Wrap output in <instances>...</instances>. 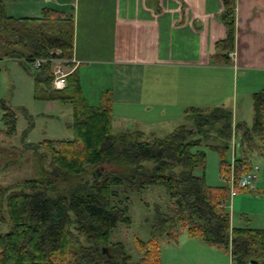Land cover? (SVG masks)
I'll list each match as a JSON object with an SVG mask.
<instances>
[{
  "label": "trees",
  "instance_id": "trees-1",
  "mask_svg": "<svg viewBox=\"0 0 264 264\" xmlns=\"http://www.w3.org/2000/svg\"><path fill=\"white\" fill-rule=\"evenodd\" d=\"M221 1L225 37L215 48L226 52L214 56L230 62L227 53L234 45L235 0ZM73 36V17L57 8L44 7L35 17L14 16L7 14L0 0V59L27 65L44 59L31 74L34 97L70 103L74 134L72 139L36 143L35 148L46 149L37 159L36 177L16 189L0 186V223L6 226L0 231V264H131V253L122 241L111 239V232L118 223L131 222L132 194L157 186L164 188L166 196L151 203L149 237H135L136 264H161L160 243L177 240L181 230L226 249L231 264H264V227L230 225V212L220 205L229 197L224 176L230 173L226 153L232 133L240 148L233 167L236 175L251 170L252 155L261 151L264 87L252 93L249 125L238 121L233 126L232 114L225 107H191L187 113L195 126L178 125L164 137H147L133 128L114 133L109 91L99 103L89 102L76 68L67 75L64 88L50 86L51 60L72 64ZM0 111L7 132L13 133L16 117L4 100H0ZM207 131H219L221 137H200ZM202 145L218 153L225 184L206 183ZM103 165L111 168L101 173ZM197 167L202 174H194Z\"/></svg>",
  "mask_w": 264,
  "mask_h": 264
},
{
  "label": "crops",
  "instance_id": "crops-1",
  "mask_svg": "<svg viewBox=\"0 0 264 264\" xmlns=\"http://www.w3.org/2000/svg\"><path fill=\"white\" fill-rule=\"evenodd\" d=\"M99 3V7L92 2L82 4L81 15L79 1H74L69 11H60L73 17L72 59L77 64L71 65L79 73L82 91L91 102L89 95L93 90L87 81L93 76L98 84L96 103L103 93L110 92L113 126L115 109L120 105L124 109L159 105L163 113L166 107L179 113L191 107L202 110L225 107L232 114L233 126L238 121L248 124L244 118L240 120L242 116L237 113L239 107L234 99L239 76L246 83L253 79L249 86L250 100L253 92L264 87V0H235L234 45L227 53L230 62L214 56L226 52L215 48V43L225 37L220 19L221 0H99ZM7 14L14 15L8 10ZM224 87L229 89L227 96ZM244 102L248 106V98ZM124 118L123 130L142 129L137 122L131 124L134 117ZM261 144V151L252 155L259 165L257 180L247 191L264 185V139ZM163 242L161 264H187V260L189 264H198L203 258H207L208 264L214 263L211 256L214 245L200 237Z\"/></svg>",
  "mask_w": 264,
  "mask_h": 264
},
{
  "label": "rangeland",
  "instance_id": "rangeland-1",
  "mask_svg": "<svg viewBox=\"0 0 264 264\" xmlns=\"http://www.w3.org/2000/svg\"><path fill=\"white\" fill-rule=\"evenodd\" d=\"M7 7L6 11L15 16L23 15H39L41 7H55L59 10L69 11L73 7V2L79 1L80 15L82 4L92 2L99 7V0H3ZM70 3L72 5L70 6ZM33 67L25 62L2 58L0 59V100H4L15 114V130L13 133H8L1 120L0 111V186H8L10 189H16L19 183L26 179H34L37 175V159L45 155L44 147H36V143L44 140H59L72 139L74 134L72 130V107L68 102L58 100L36 99L34 97ZM240 75V74H239ZM242 76H239L236 86V96L234 99L235 105L239 108L237 113L242 116L240 120H247L248 124L252 120V103L250 105L249 89L253 79L242 83ZM92 88V93L89 95L91 102L95 104V90H98V84L94 77L88 78L87 81ZM86 89L88 90L87 85ZM224 92L228 95L226 87ZM245 98H248V106L245 104ZM95 102V103H94ZM97 104V103H96ZM132 106V105H131ZM150 109H140L130 107L124 109L123 105L115 109L116 122L113 126V132H119L122 126H125L126 119L124 117L133 118L131 124H140L142 132L147 137H164L171 132L175 127L181 124L195 126L192 119L185 112L173 111V108L166 107V111L161 112L159 105H149ZM145 110V111H144ZM229 111V108H226ZM119 115V116H118ZM235 117V113H234ZM123 120V121H121ZM129 122V121H128ZM207 135L214 139H219V131L209 132L200 136L205 138ZM35 144V145H34ZM202 149L206 153V164L204 169L205 181L209 185L225 184L224 179L219 174V155L208 146L202 145ZM240 148L238 139L233 135L229 148L226 153L227 161H231L232 157H238ZM45 159V158H44ZM43 159V161H44ZM252 162H255V157L252 156ZM147 168L151 164H145ZM111 168L108 165H103L100 172L104 173ZM90 176V171L88 170ZM195 175L202 174V169L195 168ZM88 175L86 177L89 178ZM257 180V179H256ZM257 185V184H256ZM264 186L258 184L255 191H247L249 189H238L234 197H228L225 202L227 210L230 212V225H238L249 223L264 227ZM156 189V190H154ZM165 190L161 186L154 187L149 190L132 194V202L129 207L131 222L129 224L118 223L111 232L112 240H120L132 255L131 264H136L139 250L135 243V237L146 239L150 234V217L153 212L152 202H161L165 199ZM147 202H149L147 204ZM6 226L0 223V231ZM190 235L186 230H181L177 240ZM83 238V237H82ZM166 241V240H163ZM162 241V242H163ZM160 243L163 244V243ZM211 256L213 264H231L229 252L221 247L214 246ZM210 256V255H208ZM207 256V257H208ZM207 258H203L198 264H206ZM205 260V261H204ZM187 264H189L187 260ZM208 264V263H207Z\"/></svg>",
  "mask_w": 264,
  "mask_h": 264
},
{
  "label": "built area",
  "instance_id": "built-area-1",
  "mask_svg": "<svg viewBox=\"0 0 264 264\" xmlns=\"http://www.w3.org/2000/svg\"><path fill=\"white\" fill-rule=\"evenodd\" d=\"M44 61V59H35L31 66L33 69H38L40 64ZM52 75L53 78L51 80L50 86L52 89H62L65 87L67 83V75L73 70V65H65L62 59H52ZM73 64H77V61L71 59ZM234 133H232L233 137ZM235 136V135H234ZM232 139V138H231ZM231 142V140H230ZM236 157L233 156L230 161V173L227 176H224L225 179L229 183V197H234L237 194L238 189H249L252 188L256 182L258 173H259V165L253 163V167L251 170L243 171L240 175H236L234 172V163ZM220 205L225 206V202H221Z\"/></svg>",
  "mask_w": 264,
  "mask_h": 264
},
{
  "label": "water",
  "instance_id": "water-1",
  "mask_svg": "<svg viewBox=\"0 0 264 264\" xmlns=\"http://www.w3.org/2000/svg\"><path fill=\"white\" fill-rule=\"evenodd\" d=\"M95 172H97V170H96ZM95 172H94V173H95Z\"/></svg>",
  "mask_w": 264,
  "mask_h": 264
}]
</instances>
